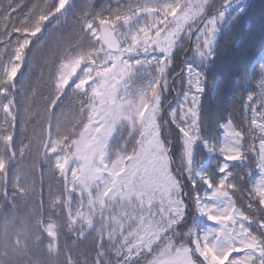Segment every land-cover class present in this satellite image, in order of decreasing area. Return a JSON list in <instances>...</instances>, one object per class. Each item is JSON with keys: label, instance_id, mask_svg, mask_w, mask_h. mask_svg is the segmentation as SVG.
I'll return each mask as SVG.
<instances>
[{"label": "snow or ice", "instance_id": "snow-or-ice-1", "mask_svg": "<svg viewBox=\"0 0 264 264\" xmlns=\"http://www.w3.org/2000/svg\"><path fill=\"white\" fill-rule=\"evenodd\" d=\"M248 7L0 0V264H264Z\"/></svg>", "mask_w": 264, "mask_h": 264}, {"label": "trees", "instance_id": "trees-1", "mask_svg": "<svg viewBox=\"0 0 264 264\" xmlns=\"http://www.w3.org/2000/svg\"><path fill=\"white\" fill-rule=\"evenodd\" d=\"M248 4V12L245 17L247 23L241 24V32L245 34L246 37L251 36V40H246L248 56L247 59L256 58L259 59L261 45H260V28L261 21L264 19V0H246ZM209 105L215 108V104L212 101H207ZM226 104H231V98H225ZM175 104V101H173Z\"/></svg>", "mask_w": 264, "mask_h": 264}]
</instances>
